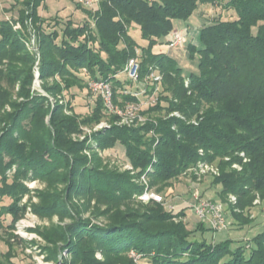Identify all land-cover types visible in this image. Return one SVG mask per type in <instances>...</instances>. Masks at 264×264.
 Wrapping results in <instances>:
<instances>
[{
    "label": "trees",
    "instance_id": "trees-1",
    "mask_svg": "<svg viewBox=\"0 0 264 264\" xmlns=\"http://www.w3.org/2000/svg\"><path fill=\"white\" fill-rule=\"evenodd\" d=\"M43 1L24 0L17 18L0 20V123L6 125L0 129V201L11 199L0 205V231L13 230L24 217L26 209L18 202L25 188L17 180L31 173L51 185L56 179L65 184L62 194H43L42 202L34 206L41 217L70 220L52 236L45 235L53 246L47 261L57 262L58 254L66 252L71 260L63 257L64 264H135L127 256L133 251L149 264H264V228L232 249L231 239L220 243L204 239V233L210 232L212 238L214 233L202 223L196 228L201 240H189L191 231L173 223V216L157 203H149L150 214L144 213L140 222L128 220L133 212L120 209L142 193L143 186L134 181L141 175L161 192L198 162H217L220 173L211 176V184L220 186L223 201L235 196L229 211L243 221L240 226L253 222L242 215L252 208L253 192L264 200V0H99L96 11L75 0L88 18L76 27L38 16ZM200 5H219L233 18L218 17L201 27L198 43L193 39L186 48L198 56L199 73L185 76L171 58L152 53V48L163 39L166 44L175 24L188 21ZM16 22L20 29L14 28ZM29 22L36 51L28 47ZM132 27L139 29L146 47L140 48L129 35ZM131 60L138 63L137 83L124 72ZM36 62L43 94L31 91ZM151 73L161 79L149 85ZM3 81L20 84L16 99ZM90 81L108 83L112 103L120 109L140 103L130 92L134 84L144 85L145 95L157 92L155 103L140 113L147 121L138 127L117 125L119 117L107 112L99 96L89 114H76L69 100L63 103L64 93L87 89ZM7 105L11 112L3 111ZM174 112L197 124L169 116ZM103 119L110 127L92 134L91 143L87 138L70 139L81 132L80 126ZM117 145L124 148L134 175L103 164L99 153ZM85 150L91 157L83 154ZM13 164L17 172L9 182L5 172ZM75 197L87 204L94 200L97 215L108 218L105 225L79 215L71 204ZM5 216L11 218L8 226L2 222ZM98 251L103 261L95 259ZM10 253L11 247L4 254L7 262Z\"/></svg>",
    "mask_w": 264,
    "mask_h": 264
},
{
    "label": "rangeland",
    "instance_id": "rangeland-1",
    "mask_svg": "<svg viewBox=\"0 0 264 264\" xmlns=\"http://www.w3.org/2000/svg\"><path fill=\"white\" fill-rule=\"evenodd\" d=\"M24 0H0V20H4L5 18H12L13 15L17 14L18 11L22 8L21 2ZM38 16L46 21H55L58 22V25H62L66 22H70L73 27L79 26L84 20L88 19L86 14L82 11V9L76 8L75 0H44L40 6L37 8ZM219 19L229 20L233 18V15L228 10L222 9L219 5H200L198 9L193 13L191 18L182 23L175 24V29L177 31H187V36L183 47H177L172 49H167L165 40H160L157 44L152 48V53L154 54H166L169 58H171L177 65V67L181 70L183 75H198V65H199V58L198 56H192L187 51V45L191 43L194 39L198 43V35L201 27L209 22ZM14 18V16H13ZM206 21H204V20ZM21 25L19 22H16L14 28ZM49 26H51L49 24ZM15 28V29H19ZM190 29V30H188ZM28 30L30 34V42L28 47L34 51H36L35 47V36L32 26L30 22L28 24ZM129 35L132 39L137 43L140 48H144L147 46V43L141 39L140 31L137 27H132L129 30ZM193 41V42H194ZM198 46V44H197ZM3 73H5V64L3 66ZM32 76L33 82L31 85V91L34 93L43 94V90L41 88L42 83L39 80V71L37 67V62L35 63L32 69ZM123 76H120L122 78ZM150 81V80H148ZM4 88L8 89L12 94V100L17 98V93L20 89V84L14 83L9 86V84L5 81L2 82ZM51 81L45 82L46 86H49ZM152 84L149 83V85ZM44 86V85H43ZM137 87V88H136ZM159 89V85L156 86ZM130 92H140L142 90V84H134ZM97 95L90 91L87 84V89L79 90L77 88H73L70 91L64 93V100L63 103L65 104L66 101H70L74 108V112L79 116L83 117L89 114L94 105H95V97ZM157 97V92H154L152 95H141L139 96L140 100V110L147 109L149 106L154 104L153 100L155 101ZM49 101L52 104H55V100L49 98ZM17 102H22L21 99H17ZM61 103V102H60ZM5 112H11L10 106H5L3 108ZM141 115V114H140ZM169 116H174L178 119L183 120L187 124L196 125L197 121L194 118L190 120L184 118L179 113H173ZM142 120L144 123L147 121V117L141 115ZM49 121V116L45 118V122ZM117 125H126L130 127H138L142 124H135L127 125V124H120L117 122ZM6 128L5 124L0 123V129ZM110 127L109 121L103 119L97 124L92 126H80V133H76L70 136L72 141H83L86 138L88 139V144L91 143V136L97 131H101ZM83 154L88 155L91 157L89 151H83ZM103 164L111 170H116L118 172H129L131 175L135 174V171L128 163L127 159L124 156V148L120 145H117L114 149H110L99 153ZM243 157V156H242ZM9 157L6 156L5 161H8ZM226 161V160H225ZM247 160H243L242 162H246ZM211 169L216 170L218 173L219 167L216 163L210 164ZM232 165L231 168L240 171L239 168H235ZM238 167V166H236ZM151 168V167H150ZM17 172V165H12L9 169L6 170L5 176L9 182L13 180L15 174ZM194 171H190L187 169L183 176L172 180L168 186L163 187L161 192H157L156 187L150 186V181L146 178L145 175H141L139 178H136L134 181L141 186H143V190L145 185L148 188L156 193H159L165 198V202L163 204H158L161 208L172 217L171 221L175 224L181 223L187 230L191 231L189 236V240H201L200 232L196 230L197 225L200 223L197 217L193 214L190 210L189 205H193L195 202L193 201L194 192H198L199 197L202 200H210L212 202H219L222 203L224 208V215L227 223V229L223 232L217 233L213 235L210 232H206L203 234V238L206 239L208 242L213 239L214 243H220L227 239H231L233 241L231 248H236L237 245L240 244L238 241H251L259 232L262 231L264 228V200L261 198L259 193H252L253 194V203L252 208L244 211L243 216H247L250 221H253L248 226H240V223H243L242 220L238 219L235 220L233 216L230 215V206L232 204L228 203L229 196L226 197V201H223L219 191L221 190L220 186H213L211 184L212 181V172L208 171L201 175V179H198L197 176L194 175ZM143 177L144 181H143ZM58 179L51 185L52 182H48L47 180L41 179L39 177H34L31 173H29L28 177L25 179H18V184L22 185L25 188V192L21 196L18 206L24 207L26 209L24 217L15 223L13 230L5 229V231H0V263L2 264H55L56 260L54 261H47V253L48 250L51 249L53 246L46 240V237L52 236L56 229L60 226H65L66 224L70 223L69 219H61L59 216H51V217H41L34 211V206L39 205L42 200L41 196L43 194H62L65 189V184L63 182L59 183ZM145 183V184H144ZM162 186V185H160ZM53 190V191H51ZM54 196V195H53ZM11 202V199L5 197L0 201V205H7ZM72 206L76 207V211H78L79 215H81L84 219H89L92 223H96L98 225H105L108 221L106 216H98L97 211L94 210L96 208V202L92 200L89 204L86 203L83 199L73 198L71 200ZM235 205V204H234ZM153 206L149 203H141L138 200V194L132 196V203L129 207H122L120 208L123 213L133 212L131 218L128 220L131 221H138L140 222V217L144 213L150 214V209ZM172 207V209L168 208ZM99 209H104L103 206H100ZM236 214L238 215L240 211L235 210ZM241 214V213H240ZM182 215V216H181ZM2 222L5 226H8L11 222V218L9 216H5L2 218ZM235 220V221H234ZM206 228H209L208 224L202 223ZM46 235V237H45ZM9 240V241H8ZM213 243V242H212ZM242 243V242H241ZM12 245V246H11ZM11 247V255L10 261L7 262L4 254L7 253L9 248ZM130 254V253H129ZM129 254H127L128 257ZM62 258H66L68 261L71 260V257L68 253L63 252L61 254ZM95 259L98 261H103V255L100 251L96 252L94 255ZM132 259V258H131ZM58 260V256H57ZM133 260V259H132ZM135 264H149V261L146 259H139Z\"/></svg>",
    "mask_w": 264,
    "mask_h": 264
},
{
    "label": "built area",
    "instance_id": "built-area-1",
    "mask_svg": "<svg viewBox=\"0 0 264 264\" xmlns=\"http://www.w3.org/2000/svg\"><path fill=\"white\" fill-rule=\"evenodd\" d=\"M84 7L96 11L98 8V1L99 0H78ZM16 26L15 28H18ZM187 31H173L170 35L166 38V47L170 48H177L184 44ZM124 72L126 73L129 80L133 83H137L138 81V63L136 60H131L128 62L127 66L125 67ZM161 77L156 73H151L147 80L153 82H159ZM187 85V82H186ZM88 88L90 91L95 93L99 96L102 100L104 108L107 112L113 113L119 117L118 123L120 124H127L132 125L133 123L139 125L144 124V120L140 115V104L135 103H128L125 105L123 109L118 108L112 103V90L108 83L102 81H90L88 83ZM132 95L139 99V96L145 95V88L144 85L142 86V90L140 92H132ZM140 101V100H139ZM155 103V101L153 100ZM176 113V112H175ZM173 114V113H172ZM199 154H202L201 150H199ZM242 155V154H241ZM243 156V155H242ZM211 165L203 162H198V164L190 168V171H194V175L201 179V175L205 174L208 171L212 172L213 176H218V172L214 169H211ZM237 166V165H236ZM234 166L236 169L239 167ZM150 168L147 169L149 171ZM143 177V181H144ZM145 184V183H144ZM193 201L195 202L193 205H189L190 210L193 214L197 217L200 223L208 224L209 228L213 231L214 234L223 232L227 229V223L224 215V208L222 203L219 202H212L210 200H202L199 197L198 192H194ZM138 200L141 203H157L163 204L165 202V198L148 188L145 185L144 190L141 194L138 195ZM228 203L234 205L236 203V198L233 196H229ZM169 209L172 207H168ZM130 258H132L136 263L139 260V255L135 254L133 251L129 252Z\"/></svg>",
    "mask_w": 264,
    "mask_h": 264
},
{
    "label": "water",
    "instance_id": "water-1",
    "mask_svg": "<svg viewBox=\"0 0 264 264\" xmlns=\"http://www.w3.org/2000/svg\"><path fill=\"white\" fill-rule=\"evenodd\" d=\"M55 264H64V262L62 260V255H58V260Z\"/></svg>",
    "mask_w": 264,
    "mask_h": 264
},
{
    "label": "crops",
    "instance_id": "crops-1",
    "mask_svg": "<svg viewBox=\"0 0 264 264\" xmlns=\"http://www.w3.org/2000/svg\"><path fill=\"white\" fill-rule=\"evenodd\" d=\"M14 16V18H17L18 17V13L17 14H15V15H13ZM12 16V17H13ZM19 29H20V27H19ZM185 43V42H184ZM182 47H183V45H182ZM167 48V47H166ZM168 49V48H167Z\"/></svg>",
    "mask_w": 264,
    "mask_h": 264
}]
</instances>
